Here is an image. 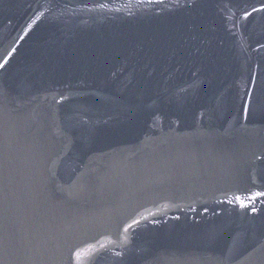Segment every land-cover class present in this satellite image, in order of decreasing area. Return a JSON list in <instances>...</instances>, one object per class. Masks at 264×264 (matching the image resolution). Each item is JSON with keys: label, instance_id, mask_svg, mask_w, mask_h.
<instances>
[{"label": "water", "instance_id": "obj_1", "mask_svg": "<svg viewBox=\"0 0 264 264\" xmlns=\"http://www.w3.org/2000/svg\"><path fill=\"white\" fill-rule=\"evenodd\" d=\"M0 264H264V0H0Z\"/></svg>", "mask_w": 264, "mask_h": 264}]
</instances>
